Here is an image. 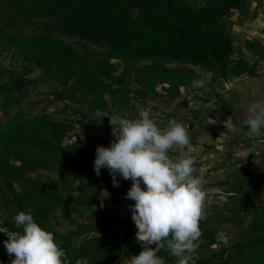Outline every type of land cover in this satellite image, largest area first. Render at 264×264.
Segmentation results:
<instances>
[{
	"label": "trees",
	"instance_id": "1",
	"mask_svg": "<svg viewBox=\"0 0 264 264\" xmlns=\"http://www.w3.org/2000/svg\"><path fill=\"white\" fill-rule=\"evenodd\" d=\"M252 1L255 16L264 0H0V264L14 259L3 242L9 231H22L13 219L20 211H30L63 241L65 264H121L142 251L136 226L120 227L117 204L126 191L113 188L107 168L96 176L95 152L84 146L90 137L83 134L108 128L111 115L130 112L157 93L169 101L180 97L200 79L199 69L210 73L216 106L232 114L218 84L259 77L264 61V38L236 42L233 32V16L249 18ZM7 56L14 65L3 63ZM36 69L38 77L32 76ZM39 81L55 82L49 102L66 101L71 114L58 117L47 104L28 115L22 104ZM97 111L101 118L91 116ZM73 135L74 142H65ZM41 169L58 176L32 175ZM76 178L87 183L76 189ZM104 188L110 195L100 207ZM229 191L231 206L200 223L205 243L193 264H264V201L236 187ZM62 219L68 231L57 228ZM221 222L233 224L240 239L213 247ZM159 255L175 264L167 252Z\"/></svg>",
	"mask_w": 264,
	"mask_h": 264
},
{
	"label": "clouds",
	"instance_id": "2",
	"mask_svg": "<svg viewBox=\"0 0 264 264\" xmlns=\"http://www.w3.org/2000/svg\"><path fill=\"white\" fill-rule=\"evenodd\" d=\"M137 109V118L119 114L109 118L114 139L108 147L96 148L93 165L97 177L107 168L114 187L120 186L118 175L132 181L125 198L135 202L129 207L137 228L135 240L142 251L128 257L127 264H166L159 255L162 250L176 258L175 264H193L194 255L205 243L200 223L213 201L203 175L197 174V149L189 125L171 118L161 127L151 109L140 105ZM244 124L250 136L261 134L264 99L250 103ZM224 126L232 133L238 131L231 116ZM81 181L87 183L76 178V189ZM109 195L106 188L101 189L100 207ZM13 219L22 231H9L3 242L7 254L14 256L10 264H64L63 241L58 243L54 233L42 228L30 211H20ZM215 240L213 247L229 246L223 230L217 231Z\"/></svg>",
	"mask_w": 264,
	"mask_h": 264
},
{
	"label": "rangeland",
	"instance_id": "3",
	"mask_svg": "<svg viewBox=\"0 0 264 264\" xmlns=\"http://www.w3.org/2000/svg\"><path fill=\"white\" fill-rule=\"evenodd\" d=\"M256 2L251 3V16L244 18L241 22L238 15L233 16V32L236 42H241L246 38L258 37L264 38V6L258 8L255 16H252ZM27 33H32L33 28L29 27ZM67 41L72 42L74 38L63 36ZM246 55L250 57L249 49H244ZM2 61L6 65H14L10 57H3ZM121 69V64L119 63ZM200 79L195 81L192 86L184 87L182 95L174 100H167L164 96L157 95L149 98L146 104H137L141 107L151 109L154 117L158 120L161 127L166 126L167 121L176 118L189 125V134L193 138V145L196 152L197 173L203 175L205 187L213 203L207 209L206 216L216 210L221 209L224 205L231 206L229 203V191L232 187L240 189L241 194L248 195L254 201L262 199L264 201V129L258 136H250L248 128L243 127L247 115V107L257 99H264V61L258 66L261 73L259 77H250L243 75L239 78L231 77L227 81H221L218 84V90L224 93L233 106V113L220 109L214 102V96L210 95V73L199 69ZM41 71L36 69L32 76L38 77ZM56 84L54 81H39L37 85L32 86L25 101L23 109L28 115H35L42 110L44 105L49 106V111L56 112L58 117L62 114H71V110L65 107L66 101L59 100L49 102L52 95L49 93L54 90ZM161 88H158L160 93ZM181 99L187 100V105L179 104ZM103 113L100 111L91 113L92 117L101 118ZM113 115H111L112 117ZM126 118H137V106L134 110L121 115ZM232 117L233 124L238 131L232 133L224 121ZM110 117V118H111ZM209 118L216 123L211 124ZM3 115L0 113V120ZM85 128V126H83ZM82 127L77 125L76 133L82 132ZM84 146L92 152H96L98 146L108 147L114 136L110 120L108 128L102 130L86 131L83 136H88ZM75 135L67 138L65 142H74ZM175 155L176 153H171ZM33 176L44 178L46 175L58 176L57 171L39 170L32 173ZM119 187H114L118 191H127L130 189L132 181L124 180L123 177L117 176ZM222 181V182H220ZM134 201L121 198L117 204V209L121 212V225L126 223L132 224V211L130 205ZM60 215V213H59ZM249 220V218H247ZM246 220V223L248 222ZM71 225L62 219L57 226L60 231H68ZM221 230L228 234L229 239H240L238 230L231 223L221 222ZM207 249L206 251H208ZM127 264V259L121 263ZM232 264V263H231Z\"/></svg>",
	"mask_w": 264,
	"mask_h": 264
},
{
	"label": "built area",
	"instance_id": "4",
	"mask_svg": "<svg viewBox=\"0 0 264 264\" xmlns=\"http://www.w3.org/2000/svg\"><path fill=\"white\" fill-rule=\"evenodd\" d=\"M65 264V263H64Z\"/></svg>",
	"mask_w": 264,
	"mask_h": 264
}]
</instances>
